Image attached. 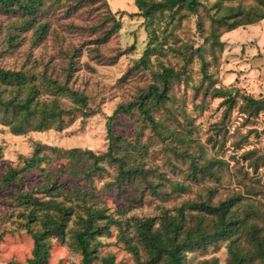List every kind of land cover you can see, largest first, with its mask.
Returning <instances> with one entry per match:
<instances>
[{"label":"rangeland","instance_id":"obj_1","mask_svg":"<svg viewBox=\"0 0 264 264\" xmlns=\"http://www.w3.org/2000/svg\"><path fill=\"white\" fill-rule=\"evenodd\" d=\"M34 1V15L0 5V98L21 103L28 98L31 108L29 114L0 108V264H28L32 258L23 196L67 208L85 196L115 223L135 224L214 192L213 202L234 198L241 216L254 211L264 234V111L247 103L264 99V0H198L196 13L179 7L149 19L139 14L138 1L166 0ZM239 11L259 20L236 28L248 16H236ZM223 17L226 23L219 22ZM117 21L120 29L102 41ZM167 69L178 76L168 80L166 98L151 105L153 129L137 103L151 85L163 88ZM128 104H134L132 113H119L111 126L125 139L122 153L130 152L129 163L151 171L155 191L143 182L111 185L110 163L102 164L105 171L92 183L89 155L73 159L81 162L74 172L64 154L105 153L108 120ZM54 106L60 118L41 131L47 118L42 111ZM93 110L94 117L84 115ZM31 157H37L35 168L5 182L10 167L22 168ZM209 162L213 175L194 181L193 163ZM115 223L100 239L93 264H106V258L139 264L118 239ZM69 231L65 242L50 238L48 264H81ZM238 245L251 249L245 241ZM229 246L227 239L189 252L185 264H229Z\"/></svg>","mask_w":264,"mask_h":264},{"label":"trees","instance_id":"obj_2","mask_svg":"<svg viewBox=\"0 0 264 264\" xmlns=\"http://www.w3.org/2000/svg\"><path fill=\"white\" fill-rule=\"evenodd\" d=\"M0 5L5 10L20 8L24 13L34 15L37 10V3L31 0L24 4L21 0H0ZM198 0H166L165 2L153 3L148 5L143 1H138L139 14L146 19L152 18L156 11H172L179 7H185L191 13H196L199 6ZM238 12V9H237ZM248 14L245 22L236 24V28L242 25H252L259 19L252 18V13L239 11L236 16ZM133 16V15H132ZM228 18L223 17L219 22L226 23ZM114 30L109 32L104 40L110 39L114 31L120 29V22L114 24ZM145 65L144 60L141 62ZM178 75L172 69L165 70L163 78V88L151 85L146 93L141 95V102L137 103L138 111L149 119L155 129V121L151 116V105L163 101L170 89L168 80ZM82 103L85 100L79 97ZM227 102L233 103L231 98ZM250 108L257 113L264 111V99L248 98ZM134 104L120 106L108 120V140L109 147L103 154L96 155L92 151L82 152L79 149H70L64 152L69 159V168L78 172L81 168V162L73 161L82 154L89 155L90 170L88 171L89 181L93 183V177L103 173V163H110L114 166L111 185L115 187H127L143 182L147 189L155 191L156 188L150 178V170L145 169L142 164L129 163L130 152L122 153L125 139L117 136L112 128V121L119 113L129 114L134 110ZM0 108L9 110H18L21 113L29 114L31 111L28 98L24 102H15V100L5 101L0 98ZM46 120L40 124V130L48 129V123L60 118L62 112L57 106L51 109L43 110ZM96 110L84 113L88 117H94ZM21 129L20 126L17 128ZM60 151V150H57ZM37 157L27 159L22 168L10 167L8 173L4 176L5 182H12L23 172L35 168ZM212 163L209 162L203 166H196L193 163V180L198 181L199 176L213 175L211 171ZM145 189L143 188V191ZM142 194V193H141ZM84 196V195H83ZM85 197V196H84ZM77 197V204L71 207L63 205H51L48 202H42L37 197L23 196L21 201L27 207L25 219L27 228L32 235L34 248L32 258L28 264H48L49 259V240L51 237H57L62 242L66 241V236L72 232L74 246L82 255L81 264H93L98 258V246L102 237L111 233V225L114 222L112 215L108 214L102 208H95L87 202L86 198ZM214 192H210L206 200L188 202L177 211L165 210L158 216L147 218L136 222L135 224H123L116 222L118 239L123 242L126 249L136 258L139 264H185L186 255L196 250L207 249L212 244L230 240L229 264H247L251 260L264 264V234L262 230L254 223L255 212L246 211L244 216L237 212V201L229 198L220 202H213ZM75 218V220H74ZM74 220V229L70 228V222ZM207 220V221H206ZM252 224L251 226H249ZM38 225L39 229L34 230L33 226ZM249 227V228H248ZM245 241L251 247L248 251H242L238 245ZM106 264H115L113 258H106ZM209 264V263H205Z\"/></svg>","mask_w":264,"mask_h":264}]
</instances>
